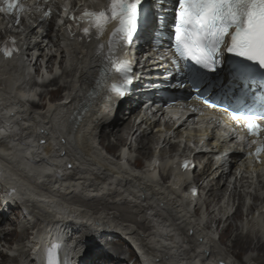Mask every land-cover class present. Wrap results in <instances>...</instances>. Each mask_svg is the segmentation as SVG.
<instances>
[{
	"label": "bare ground",
	"instance_id": "1",
	"mask_svg": "<svg viewBox=\"0 0 264 264\" xmlns=\"http://www.w3.org/2000/svg\"><path fill=\"white\" fill-rule=\"evenodd\" d=\"M43 46L36 43L32 47L43 50ZM150 48L145 43L134 58L139 69L151 68L153 60L161 57ZM30 50L28 47L21 56L25 58L24 63L19 62L21 67H16L15 59L0 62V165L13 174L9 179L15 183V195L0 204V246L16 241V251L23 248L17 258L23 256L35 264L33 250L47 245L50 235L70 231L73 235L84 232L83 247L72 251L79 264H123L119 259L123 249L133 251L126 241L144 264H216V260L224 264H264V219L258 223L244 219L243 211L242 224L235 221L240 210L235 209L243 194L231 192L224 158L215 161L211 153H197L192 156V169L172 172L171 166L177 165L170 154L174 147L169 144L168 151L159 148L157 152L153 147L160 130L148 132L149 124L141 122L144 134L132 140L133 146L131 138L127 140L132 127L127 111L141 96L144 81H134L133 93L109 106L110 112L104 104H87L84 94L89 89L87 81L94 75L92 64L97 53L87 57V47L75 49L76 62L66 72L67 79H61L68 101L49 103L46 109H42L46 104L37 109L38 103H30L36 108L31 112L24 104L27 93L20 88L31 62L39 71ZM63 118L69 120L68 133L52 126ZM38 135L43 136L45 144L37 143ZM59 137L64 140L59 141ZM110 137L116 141L105 143ZM118 143L127 150L108 155L115 152ZM61 151L65 155L61 156ZM136 152L154 154L159 162V157L165 160L158 169L148 167L132 159ZM230 157L237 160L235 155ZM190 169L198 188L195 194L183 183L189 179ZM172 175L175 181L169 180ZM259 199L257 195L255 201ZM79 219L89 227L78 225ZM112 231L114 234L108 235ZM100 232L107 240L102 247L101 237L92 236ZM236 247L239 252L233 253Z\"/></svg>",
	"mask_w": 264,
	"mask_h": 264
},
{
	"label": "snow or ice",
	"instance_id": "2",
	"mask_svg": "<svg viewBox=\"0 0 264 264\" xmlns=\"http://www.w3.org/2000/svg\"><path fill=\"white\" fill-rule=\"evenodd\" d=\"M44 2L47 3V0ZM3 3L7 9L0 7V12L7 10L11 14L16 8L15 22L19 24L22 6L18 0H3ZM164 4L165 0H108L100 10H89L86 6L78 8L69 16L68 29L72 31L75 27L91 40L93 35H102L107 24L116 22L117 26L109 38L107 53L103 52V45H98L97 55L105 65V73L111 68L120 75V81L112 84L109 91L123 98L130 90L134 74L131 61L119 60V52L132 45L141 20L150 25L154 32H160L158 37L153 33V39L161 47L164 29L169 28L170 49L173 51L171 64L176 75L190 82L196 93L195 98L210 108L230 111L233 119L242 118L247 122L245 126L249 135L257 136L264 132V125L258 123L264 120V95L257 98L258 107L256 103L249 106L245 102L247 93L243 91L234 105L225 106L224 97L220 98V103L210 98L212 82L208 79L209 75L217 78L226 72L233 83L243 82L241 88L247 82L258 79L264 92V0H175L174 16L170 24L164 15L167 11ZM157 5L161 11H156ZM64 11L68 9L64 8ZM51 12L52 9L48 8L44 17H49ZM15 44L16 41L10 38L0 50L6 57H11L19 51ZM99 83L90 93L91 97L99 92ZM172 86L183 88L185 85L179 81ZM39 143L45 144L46 141L40 139ZM261 151L264 148H257L256 155L259 156ZM188 166V162L183 164L185 169ZM67 167L71 168L72 165L68 164ZM60 247L59 244H53L46 250L47 264H60L57 255Z\"/></svg>",
	"mask_w": 264,
	"mask_h": 264
},
{
	"label": "rangeland",
	"instance_id": "3",
	"mask_svg": "<svg viewBox=\"0 0 264 264\" xmlns=\"http://www.w3.org/2000/svg\"><path fill=\"white\" fill-rule=\"evenodd\" d=\"M61 95H62V94H61ZM61 95H58L57 98H60ZM129 123H130V122H129ZM110 141H114V142H115L116 139L113 138V137H110L109 140H107V138H105V140H104L105 143H109ZM115 151H116V149H115ZM136 153H138V152H136ZM141 165H142V163H141ZM9 216H10L11 218H13V219L15 218L14 215L9 214ZM235 221H236V220H235ZM235 221H234V222H235ZM235 223H236V222H235ZM14 227H15V226H14ZM221 227H224V225H223V226L221 225ZM18 231H19V228H18ZM11 237H12V236H10V238H11ZM13 239H14V236L12 237V240H13ZM232 239H233V235L230 236V238L227 240V243L229 242L228 244H231L230 241H231ZM11 242H12V241H11ZM231 249H232V248H231ZM232 250H233V249H232ZM238 252H239V248L236 247V248L234 249L233 253H238ZM242 254H243V251H241L240 255H242ZM241 257H242V256H241Z\"/></svg>",
	"mask_w": 264,
	"mask_h": 264
}]
</instances>
